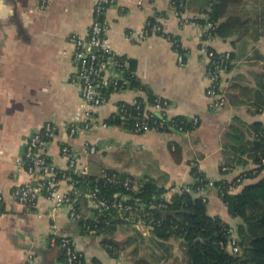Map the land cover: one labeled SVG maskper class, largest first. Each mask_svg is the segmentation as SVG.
Wrapping results in <instances>:
<instances>
[{"label": "crops", "instance_id": "1", "mask_svg": "<svg viewBox=\"0 0 264 264\" xmlns=\"http://www.w3.org/2000/svg\"><path fill=\"white\" fill-rule=\"evenodd\" d=\"M95 3L53 0L42 7L41 0H0V264H66L63 250L50 244L54 231L71 237L87 264H136L138 259L177 264L176 244L185 254L180 240L162 241L129 222L119 224L111 236L93 234L71 218L66 205L54 210L52 201L42 195L31 208L17 201L13 192L18 186L37 184L21 161L22 154L30 135L48 122L57 128L47 150L56 168L68 165L61 150L67 144L80 152L93 175L118 169L140 180L146 170L145 181L164 187L168 201L187 187L206 200L209 215L219 216L236 230L241 223L228 212L217 187L206 191L200 185L191 187L198 183L196 172L220 183L256 167L251 159L246 164L234 161L226 144L236 118L247 124L264 122V109L258 111L254 106L258 80L264 73V0H244L229 7L221 21L241 16L249 24L227 37L212 38L205 37L206 27L196 20L206 18L205 0H188L187 15L194 20L186 25L176 17L172 0H121L109 6L103 16L108 44L127 64L136 61L140 84L112 93L94 112V120L82 123L80 133L72 136L67 125L85 105L79 85L72 81L75 66L70 37L89 35ZM149 18L161 22L166 34L134 39L132 31H141ZM176 44L185 51L184 64L178 62L182 52ZM205 45L218 52L230 51L234 57L223 82L228 103L218 110L208 106ZM150 95L168 99L174 118L191 121L199 117V124L189 131L169 128L136 133L125 124L106 123L116 115L119 103L147 100ZM86 142L98 147L92 159L82 154ZM259 177L246 178L230 193L239 194ZM62 186L68 188L66 183ZM79 212L94 217V208L84 197ZM107 237L115 248L109 246Z\"/></svg>", "mask_w": 264, "mask_h": 264}, {"label": "built area", "instance_id": "2", "mask_svg": "<svg viewBox=\"0 0 264 264\" xmlns=\"http://www.w3.org/2000/svg\"><path fill=\"white\" fill-rule=\"evenodd\" d=\"M51 1L53 0H41V6H48ZM120 1L96 0L95 16L89 35L86 38L78 35L70 37V42L74 46L73 62L75 66L72 81L79 85L80 94L85 105L83 109L78 110L74 114L67 125V129L72 136L80 133L82 123L88 124L94 120V112L109 101L112 93L120 91L128 83L124 77V66L127 63L123 57L109 46L107 38L108 24L103 18L108 7L118 5ZM137 2L141 3L142 0H137ZM174 12L182 25L192 22V19L187 15L188 11H180L179 7H175ZM213 26L214 23L207 22L205 25L207 30L204 33L206 36L209 33V29ZM152 34L166 33L164 25L161 22L154 23L149 18L141 31H132L131 35L134 39L142 40ZM168 38L172 42H176L170 35ZM176 46L178 45L176 44ZM202 51L208 58L206 66V96L208 106L210 109L218 110L224 108L228 103V95L223 82L225 74L234 63V58L230 51L214 52L207 45L202 47ZM185 57L184 53H179L178 62L184 64ZM128 106H132L137 112L130 113ZM170 109L171 103L168 99L156 97L153 103L147 102L142 104L138 100L131 103L121 102L117 107L116 115L122 117L125 123L130 122V129L134 132L144 133L153 129L162 131L171 125L175 127V118L171 116ZM199 122V117L191 119L193 126H197ZM56 130V126L48 122L41 129L35 130L30 135L21 161L27 167L30 176L36 179L37 184L26 183L18 186L13 192L17 201L31 208L37 205L42 195L52 201L54 210L59 206L66 205L71 218L86 220L89 218L82 215L77 208L79 200L84 197L89 200L94 208V216L97 215V211L99 210L112 208L121 215L129 214L128 220L132 221L135 226L143 228L147 233L153 234V224L146 221L148 219L147 215L150 214L148 209L154 207L164 208L166 206L165 201H168L165 196L159 200L156 199L155 201L158 203H154V201L145 203L139 199H135V203H131L130 200L133 197L130 194L117 192L110 199L99 196V188L96 185L92 186L86 179L79 186V182L73 178V173L84 178L90 176L89 164L87 161L82 160L80 152H76L69 145L64 144L61 150L62 154L68 158L66 169H58L53 165L47 150L51 140L56 137ZM97 152L98 147L96 145L88 142L84 144L83 155H94ZM103 176L109 182L117 180L119 183L122 182L127 190L137 191L141 186V182H143L137 181L130 176L122 180L118 179L116 171ZM242 180V173L230 182L220 183L204 177H197L201 191H206L209 187H217L220 196L226 192H230ZM62 183H66L68 188L64 189ZM182 190L189 189L185 187L180 191ZM236 231L234 227L229 229L231 235L227 246L232 253L241 252ZM88 232L94 234L96 230L89 227ZM50 244L58 246L63 250L67 264H83L85 256L75 248L71 237L60 235L54 231L50 238Z\"/></svg>", "mask_w": 264, "mask_h": 264}, {"label": "trees", "instance_id": "3", "mask_svg": "<svg viewBox=\"0 0 264 264\" xmlns=\"http://www.w3.org/2000/svg\"><path fill=\"white\" fill-rule=\"evenodd\" d=\"M243 2L244 0H205L203 12L206 18L196 19L204 26L207 22L214 23V26L209 29V33L205 37H227L244 29L249 24V20L241 16H228L221 21L227 15L229 7L243 4ZM172 5L174 9L179 7L180 11H188V0H172ZM150 20L154 23L158 22L156 18H150ZM172 39L175 38L172 37ZM177 45L175 48L179 52L185 53L182 47L179 44ZM136 65L135 60H130L124 66L125 81H128L124 88L139 86L140 82L135 75ZM156 97L150 95L147 100L142 98L138 101L142 104L153 103ZM254 106L258 111L264 109V73L258 80ZM128 109L130 113L137 112L132 106H128ZM106 123L125 124L128 128L131 126L130 122L125 123L119 115H114ZM174 123L177 129L183 131L194 128L191 121L186 117H176ZM168 129L167 126L164 130ZM227 137L228 142L226 145L234 154V161L246 164L248 159H251L256 165L255 168L242 173L243 180L259 177L264 172V122L247 124L236 118ZM114 171L117 172L118 179L122 180L130 176L138 181L130 173L118 169H108L103 175L112 174ZM200 174L196 172L198 177L205 178L204 175ZM103 175L90 173V176L84 178L73 173V178L79 182V186L82 185L85 179L92 186L96 185L99 188V196L105 199H110L117 192L130 194L133 197L130 200L131 203H135V199L145 203L152 201L158 203L155 200H159L166 192L164 187L158 186L153 180L141 182V186L137 191L127 190L122 182L119 183L118 180L109 182ZM199 184L198 182L191 188L194 190L195 186L198 187ZM221 198L226 204L228 212L232 216L241 219L239 228L236 231L241 248L240 253L230 252L227 246L231 235L229 229L232 226L219 216L209 215L206 200L203 197L194 196L190 190H182L176 193L171 200L165 201L166 206L164 208L154 207L148 209L150 214L147 215L148 219L146 221L153 224V235L160 240L166 241L172 238L180 240V245L187 258L186 264H264V174L254 183L246 185L239 194L226 192L221 195ZM77 208L79 211V203ZM128 216L129 214L121 215L111 208L97 211V215L93 218L76 220L87 232L90 227L96 230V233H105L107 236H111L119 224L124 222L133 224L132 221L128 220ZM109 246L113 248L115 243L110 241ZM83 264H87L85 259ZM136 264L153 263L146 259H138Z\"/></svg>", "mask_w": 264, "mask_h": 264}, {"label": "rangeland", "instance_id": "4", "mask_svg": "<svg viewBox=\"0 0 264 264\" xmlns=\"http://www.w3.org/2000/svg\"><path fill=\"white\" fill-rule=\"evenodd\" d=\"M131 1H133V0H131ZM256 109V108H255ZM146 228V227H145ZM176 263L177 264H186V262H187V258H186V256H185V254L184 253H182L181 251H180V248H179V246L176 244Z\"/></svg>", "mask_w": 264, "mask_h": 264}, {"label": "water", "instance_id": "5", "mask_svg": "<svg viewBox=\"0 0 264 264\" xmlns=\"http://www.w3.org/2000/svg\"><path fill=\"white\" fill-rule=\"evenodd\" d=\"M168 127L171 128V129L174 130V131H178L177 128H175V127L172 126V125H171V126H168ZM92 157H93V155H89V158H90V159H92ZM147 176H149V175H148V172H147L146 170H144V172L139 176L140 181H145ZM135 178H136V176H135ZM34 185H35V184H34ZM106 240H107V241H110V238L107 237Z\"/></svg>", "mask_w": 264, "mask_h": 264}]
</instances>
